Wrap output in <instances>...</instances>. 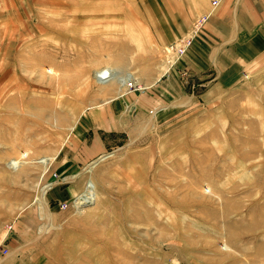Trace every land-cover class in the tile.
<instances>
[{
  "label": "rangeland",
  "instance_id": "obj_1",
  "mask_svg": "<svg viewBox=\"0 0 264 264\" xmlns=\"http://www.w3.org/2000/svg\"><path fill=\"white\" fill-rule=\"evenodd\" d=\"M214 7L175 57V0H0V264H264V64L181 62Z\"/></svg>",
  "mask_w": 264,
  "mask_h": 264
},
{
  "label": "crops",
  "instance_id": "obj_2",
  "mask_svg": "<svg viewBox=\"0 0 264 264\" xmlns=\"http://www.w3.org/2000/svg\"><path fill=\"white\" fill-rule=\"evenodd\" d=\"M177 1L179 14L188 20L210 7L209 0H175V5ZM181 62L203 79L206 92L210 87L230 90L250 76L264 64V0H220Z\"/></svg>",
  "mask_w": 264,
  "mask_h": 264
},
{
  "label": "built area",
  "instance_id": "obj_3",
  "mask_svg": "<svg viewBox=\"0 0 264 264\" xmlns=\"http://www.w3.org/2000/svg\"><path fill=\"white\" fill-rule=\"evenodd\" d=\"M218 2H219V0H210V5L212 7H214L218 4ZM208 15H209L208 11L196 15L195 18L191 22L190 33L183 35V36H180L176 40L169 43L167 45V50L171 51L175 55V57L180 56L185 51V49L189 46V44L192 40L193 33L206 20ZM167 60L170 61L169 58ZM82 197L87 198L90 201H93L95 194L93 191V183L92 182L89 181L86 183L85 190L78 194V196L76 197V200H74V204L80 205L81 201H86V200H79ZM60 206H61V208H65L66 204H61Z\"/></svg>",
  "mask_w": 264,
  "mask_h": 264
},
{
  "label": "bare ground",
  "instance_id": "obj_4",
  "mask_svg": "<svg viewBox=\"0 0 264 264\" xmlns=\"http://www.w3.org/2000/svg\"><path fill=\"white\" fill-rule=\"evenodd\" d=\"M110 75H109V73L105 70V72H103V73H101L99 76H97L98 77V79H105V78H107V77H109ZM79 200H86L87 201V203H91L92 201H90V200H88L87 198H84V197H82V198H80Z\"/></svg>",
  "mask_w": 264,
  "mask_h": 264
},
{
  "label": "water",
  "instance_id": "obj_5",
  "mask_svg": "<svg viewBox=\"0 0 264 264\" xmlns=\"http://www.w3.org/2000/svg\"><path fill=\"white\" fill-rule=\"evenodd\" d=\"M85 205H87V202L86 201H81L80 202V206H85Z\"/></svg>",
  "mask_w": 264,
  "mask_h": 264
}]
</instances>
